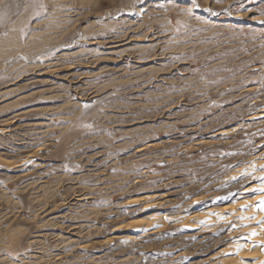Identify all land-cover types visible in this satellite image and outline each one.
<instances>
[{"label": "rangeland", "instance_id": "1", "mask_svg": "<svg viewBox=\"0 0 264 264\" xmlns=\"http://www.w3.org/2000/svg\"><path fill=\"white\" fill-rule=\"evenodd\" d=\"M263 172L264 0H0V264H226Z\"/></svg>", "mask_w": 264, "mask_h": 264}, {"label": "bare ground", "instance_id": "2", "mask_svg": "<svg viewBox=\"0 0 264 264\" xmlns=\"http://www.w3.org/2000/svg\"><path fill=\"white\" fill-rule=\"evenodd\" d=\"M261 174H264V172ZM256 188H258V194H256L252 198L250 197L247 200L239 202L238 205L236 204V208H238V206L240 205L243 206L241 207V209L239 208L240 210L235 208L232 213V218L235 219L236 224H238L237 226H235L234 231L238 232L239 238L235 240V244L233 243L232 246L231 251L234 255L232 254L233 256L231 258H228L226 262L224 260L222 263L225 262L226 264H242V261L244 260H242V258L252 257L253 262H250L249 264H264V183L257 185Z\"/></svg>", "mask_w": 264, "mask_h": 264}]
</instances>
